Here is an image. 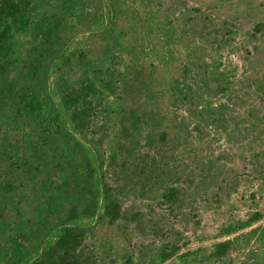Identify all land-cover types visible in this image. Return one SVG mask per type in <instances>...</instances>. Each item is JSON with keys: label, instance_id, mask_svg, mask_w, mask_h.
Returning a JSON list of instances; mask_svg holds the SVG:
<instances>
[{"label": "rangeland", "instance_id": "rangeland-1", "mask_svg": "<svg viewBox=\"0 0 264 264\" xmlns=\"http://www.w3.org/2000/svg\"><path fill=\"white\" fill-rule=\"evenodd\" d=\"M32 14L44 25L21 35L20 49L49 39L62 52L44 64L37 91L63 108L66 94L91 87L88 119L63 116L76 139L65 172L77 165L95 190L83 197L88 264H264V0H34ZM6 117L0 181L15 182L16 202L20 185L33 196L61 168L53 156L44 171L19 177L14 144L51 131L45 121L33 133L32 125L13 130ZM171 187L175 201L164 197ZM107 193L121 207L115 221L105 213ZM21 203L42 236L39 202ZM68 203L45 223H59ZM12 210L10 223L18 221ZM229 239V253L213 257Z\"/></svg>", "mask_w": 264, "mask_h": 264}, {"label": "trees", "instance_id": "trees-1", "mask_svg": "<svg viewBox=\"0 0 264 264\" xmlns=\"http://www.w3.org/2000/svg\"><path fill=\"white\" fill-rule=\"evenodd\" d=\"M33 1L0 0V123L7 116L11 122L9 126H12L13 130L26 129L32 125L33 133L39 130L38 127H43L42 121H45L47 126L44 127L51 131V134L35 140H31L33 134L29 132L30 137L14 144L18 152L13 164L21 170L17 171L19 177L25 180L23 172L25 168L40 171L43 167L44 171L49 158L53 156L57 160V167L61 169L58 176H44L41 182L36 183L39 192L33 196L23 190L27 183L20 185L16 202L15 194L11 193L14 191L12 188L15 182L10 179L0 181V259L9 264H88L89 260L81 247L86 236L85 217L89 214L90 207L83 201V197L91 198L95 190L89 187L91 184L88 185V177L86 181L88 187L83 184L84 181L77 175V165L70 174L65 172L63 157L76 147L72 140L75 136L64 128L66 122L63 116L66 110H71L73 122L82 124L88 119L89 110L85 103L91 87L84 86L82 90L66 94L63 108L46 101L37 91L36 79L40 80L44 64L52 55L59 56L62 52L60 49L56 50L58 44L52 43L49 39L37 42L25 53L20 49L18 43L20 36L32 30H39L44 25L42 22H36L32 14ZM82 55L81 53L80 56ZM14 72L16 74L13 79L7 81L5 79L8 77L7 74ZM96 188L100 190L99 186ZM3 192L10 195L11 201L6 200ZM177 195V189L171 187L164 197L169 201H175ZM26 198L30 199V204L33 199L39 202L34 212L44 219L45 230L40 232L42 236H37L24 218L27 216L26 205L21 201ZM105 198L108 201L105 213L111 221H115L121 215L118 199L108 193ZM66 200L69 201V207L58 217L59 223L47 224ZM10 206L18 217L16 223L8 222L5 216L6 209ZM259 218L260 214H256L248 222L229 226L224 231L231 233L239 227L245 228ZM256 231L257 229L254 230ZM260 236L264 241V226L260 228ZM232 244L233 240L230 239L218 242L214 246L212 256L217 258L226 256ZM170 255L163 253L162 258L166 260Z\"/></svg>", "mask_w": 264, "mask_h": 264}]
</instances>
